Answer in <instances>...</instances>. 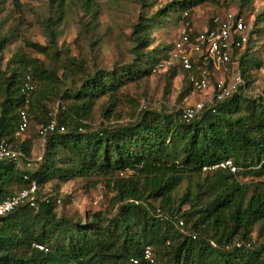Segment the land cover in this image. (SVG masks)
Returning a JSON list of instances; mask_svg holds the SVG:
<instances>
[{
	"label": "trees",
	"instance_id": "obj_1",
	"mask_svg": "<svg viewBox=\"0 0 264 264\" xmlns=\"http://www.w3.org/2000/svg\"><path fill=\"white\" fill-rule=\"evenodd\" d=\"M155 1L138 3L143 9ZM239 1L236 16L247 27L241 9L252 0ZM93 2L83 0L82 5L92 14L91 23L97 18ZM62 3L58 0L55 13L44 23L47 44L27 46L62 61L63 81L54 65L22 53L11 57L0 71V141L12 150L30 156L29 143L10 145L21 135L17 132L20 110L27 114L28 127L32 120L41 128L55 118L47 106L51 98L64 107L58 110L57 127L47 136L40 161L30 167L23 161H0V203L33 181L37 186V209L22 204L0 217V264H133L134 259L137 264H149L143 259L145 248L151 249L153 264H264V243L251 239L256 227L264 229V95L254 98L246 90L253 82V71L262 66L259 56L249 50L264 35V10L247 27L246 43L231 56V61L237 58L244 89L239 87L204 107L189 122L182 120L181 109L170 113L161 109L140 111L123 125L92 128L86 121L98 100L112 101L122 88L148 78L161 62H169L173 43L149 49L154 29L175 18L194 40L201 31L191 30L196 2L171 1L153 13L139 15L130 34L132 60L92 73L86 71L84 59L61 57L63 52L57 49L52 25L62 16ZM213 18L205 28L214 27ZM7 42L0 35V67ZM167 71L171 76L181 72L188 89H193L182 68L169 65ZM72 74L76 80L65 85ZM27 77L33 86L29 92L24 89ZM60 126L64 131H59ZM227 161L236 173L219 166ZM124 174L128 175L122 178ZM239 175L252 179L240 182ZM196 177L193 186L178 195L183 182L190 184ZM86 178L112 182L116 212L58 215L60 185ZM48 185L53 194L41 197ZM183 206L187 208L181 211Z\"/></svg>",
	"mask_w": 264,
	"mask_h": 264
},
{
	"label": "rangeland",
	"instance_id": "obj_2",
	"mask_svg": "<svg viewBox=\"0 0 264 264\" xmlns=\"http://www.w3.org/2000/svg\"><path fill=\"white\" fill-rule=\"evenodd\" d=\"M62 1V16L52 25L57 49L63 52L61 57L67 54V57L84 59L86 71L92 73L96 68L110 70L116 65L130 62L133 58L130 34L137 17L144 15L145 12L153 13L169 2L178 0H156L152 6L148 5L143 9L139 7L138 0H94L93 11L97 13V18L93 23H91L92 14L83 9V0ZM194 1L196 4L192 6L191 13V30L194 31L203 30L212 17H222L227 13L236 14L239 11V0ZM57 6L58 0L0 1V35L8 38L2 52L0 71H4L11 57L22 53L42 61L45 65H54L58 79L63 81L61 76L65 64H62V61H56L52 56H44L27 46V43L40 46L47 44L49 38L45 32L44 23L55 13ZM262 10H264V0H252L248 6L241 9L248 26ZM183 28L185 26L180 21L167 18L166 23L152 31L150 35L152 43L149 49L171 45ZM249 53H256L255 55H258L262 61L261 68L253 71V82L246 89L248 95L258 98L261 94L264 95V35L260 37L258 45L250 48ZM236 59L235 57L231 61L227 71L209 69V89L206 92L188 89L185 76L181 72L171 76V73L167 71L169 63L161 62L151 76L125 86L115 94L112 101L104 97L98 100L86 123L92 128H98L100 125H123L133 121L140 111L151 112L162 109L170 113L199 103L208 108L215 103L213 99L215 84L222 82L224 86H228L238 75ZM75 78L74 74L70 75L65 85L71 84L73 80H76ZM1 100L0 96V102ZM56 101L51 98L47 103L50 114L55 119L58 117L59 110L56 108ZM39 128L40 126L30 120L28 130L24 134L16 135L14 143L10 145L29 143L31 147L29 158L36 159L42 155L38 137ZM127 175L124 174L122 178ZM198 179L196 177L190 184L183 182L178 189V195L186 186H193L194 181ZM251 179L249 176H238L240 182H248ZM48 193L53 194V189L49 185L42 191L41 197ZM114 195L111 181L96 178L76 179L60 185L58 192L60 202H56V213L58 215L76 213L80 216L85 212L95 211L114 213L116 212V206L112 205ZM152 206L158 210L157 202L152 203ZM186 208L183 206L181 211ZM157 210L156 213L159 214ZM178 227L182 226L178 223ZM251 239L255 244L264 243V229L260 231L256 227L251 234Z\"/></svg>",
	"mask_w": 264,
	"mask_h": 264
},
{
	"label": "built area",
	"instance_id": "obj_3",
	"mask_svg": "<svg viewBox=\"0 0 264 264\" xmlns=\"http://www.w3.org/2000/svg\"><path fill=\"white\" fill-rule=\"evenodd\" d=\"M186 16V13H183ZM214 27L212 29L204 28L191 41L185 32V28L179 32L177 39L173 42V52L169 60V65H177L188 73V82L192 85L194 90L206 92L209 89V68L228 70L231 63V56L234 50L243 47L247 41V27L241 17L236 14L227 13L225 15L216 16L212 20ZM200 62L201 65L197 63ZM193 63L196 64L193 66ZM24 89L31 91L33 86L30 78H26ZM245 88V82L238 74L233 82L224 86L222 82H218L214 87V101H221L229 97L237 89ZM56 108H64L60 101L56 102ZM204 108V105L199 103L195 106H187L181 108V118L185 122H189ZM28 127V118L25 110L19 111V118L17 123V132L22 134ZM55 118L49 123L38 129V137L42 153L47 140V136L56 129ZM59 131H64V127H58ZM41 156L36 159H30L20 151H15L4 141H0V161L5 160L11 163L25 162L26 167H30L33 161H40ZM220 167H228L232 173H236L237 169L233 167L230 161L219 165ZM214 168V167H213ZM210 169V168H208ZM206 170V168H203ZM37 190L36 183L33 181L28 188L22 189L19 193L11 198H7L0 203V217L11 212L15 207L22 204H27L30 208L37 209V202L34 194ZM47 201V200H45ZM159 211V210H157ZM178 223L182 226V220ZM240 246V245H238ZM32 247L46 251L44 246L32 244ZM143 259L149 264H153L154 257L150 248H145L143 251ZM133 264H137V260H132Z\"/></svg>",
	"mask_w": 264,
	"mask_h": 264
}]
</instances>
